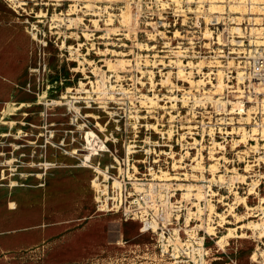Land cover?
<instances>
[{"label":"rangeland","instance_id":"rangeland-1","mask_svg":"<svg viewBox=\"0 0 264 264\" xmlns=\"http://www.w3.org/2000/svg\"><path fill=\"white\" fill-rule=\"evenodd\" d=\"M236 1L0 0V264H164L155 224L98 211L113 158L181 207L174 233L209 234L208 264H264V84Z\"/></svg>","mask_w":264,"mask_h":264},{"label":"built area","instance_id":"built-area-1","mask_svg":"<svg viewBox=\"0 0 264 264\" xmlns=\"http://www.w3.org/2000/svg\"><path fill=\"white\" fill-rule=\"evenodd\" d=\"M243 7L246 9V11H249L250 17L247 18V21H245L244 18V20L236 24V28H238L239 31L232 32L231 38L232 40L236 41L237 45L240 46L239 48L242 49V57H247L249 60L247 78L264 84V49H262L260 46H254V48H251L250 46L252 45L250 44L251 42H255L256 44L257 41L255 40L258 35L264 33V24L261 25V23L256 22V20H261L262 18H252V16L264 18V2L254 3L249 0L248 2L244 3ZM250 26H253V28ZM247 36L250 37V41L248 42L249 48H246L245 46ZM259 47L261 49H259ZM90 139H92V137ZM100 141L104 142L105 145L107 143L106 140ZM134 141L135 140L129 142L131 143ZM84 143V147L86 149H90L91 146L87 145L85 141ZM134 147L136 146L132 145L126 148L125 157L128 156V152L129 156L132 158L133 153L137 152L133 150ZM128 148H130L129 151ZM96 152L98 154L103 153L102 151ZM76 157H78L77 159L82 162V164L86 162L82 156ZM113 161L116 166L112 165L103 169L107 174L106 179L104 176L99 177L94 172L97 175L95 178L99 179L97 182L101 184V187H98V190H96V187L92 186L95 192V197H97L95 202L98 211H122L129 219L139 221L141 223L140 231H143V233L149 231L152 232V224H155L158 237L157 246L160 252L161 260L164 262V264H208L209 250L206 247V237L209 234L205 232L207 236L205 233V236H200V230H198L196 226H194L195 228H190V231L188 232H194L193 234H195V236L189 235L186 232L187 230L184 231L182 229H177V233H174V229H169L168 226L173 224L171 219L178 221V214L180 213L181 207L174 206V204L172 206H167L165 204L166 201L170 202V198L168 196L169 194L167 193V195H163V191L165 192L166 189H159L160 185L158 184H140V180L135 177L136 175L134 174V167L132 166V169L129 168V162L133 161L132 159L128 161L127 158H125L127 165L126 168L124 167L125 164L120 163L117 159L113 158ZM110 168H115L116 173L111 174ZM92 170L95 171L94 168H92ZM128 174L131 175V180H128ZM115 178L120 181L121 188L119 190V194L116 189L113 188L112 183L113 179ZM126 182H129L130 185L128 186ZM134 184H136V186ZM136 188H140L141 191L137 190ZM166 211H171V216L169 214L168 216ZM162 214H165V217L162 216Z\"/></svg>","mask_w":264,"mask_h":264},{"label":"bare ground","instance_id":"bare-ground-1","mask_svg":"<svg viewBox=\"0 0 264 264\" xmlns=\"http://www.w3.org/2000/svg\"><path fill=\"white\" fill-rule=\"evenodd\" d=\"M248 2L249 0H237L236 1V6L234 7V10L235 11H237V10H239L240 9V5H242L244 2ZM252 2H254V3H256L255 1L256 0H251ZM241 75H243L242 73H241ZM241 77V76H240ZM221 80H222V76H221ZM222 84V83H221ZM263 84V83H262ZM87 136H89V134L87 135ZM87 157H90V155L89 156H87ZM232 234V233H231ZM192 235H194V234H192Z\"/></svg>","mask_w":264,"mask_h":264}]
</instances>
